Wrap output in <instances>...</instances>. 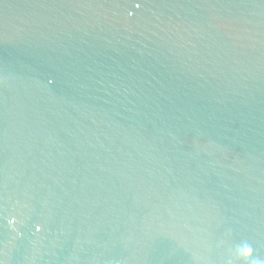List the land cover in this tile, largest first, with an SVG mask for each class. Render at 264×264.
<instances>
[{
    "label": "water",
    "instance_id": "obj_1",
    "mask_svg": "<svg viewBox=\"0 0 264 264\" xmlns=\"http://www.w3.org/2000/svg\"><path fill=\"white\" fill-rule=\"evenodd\" d=\"M0 264H264V0H0Z\"/></svg>",
    "mask_w": 264,
    "mask_h": 264
}]
</instances>
